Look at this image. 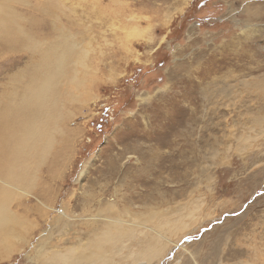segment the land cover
<instances>
[{
    "label": "rangeland",
    "instance_id": "374dc122",
    "mask_svg": "<svg viewBox=\"0 0 264 264\" xmlns=\"http://www.w3.org/2000/svg\"><path fill=\"white\" fill-rule=\"evenodd\" d=\"M0 9L26 30L12 39L21 44L0 34V95L8 86L20 91L19 72L42 65L53 17L59 34L72 33L78 45L97 36L108 53L100 63L93 42L96 82L64 102V133L37 156L32 182L13 200V209L30 207L32 243H16L0 264H39L32 254L51 227L48 245L74 235L85 240L84 220L66 229L53 220L68 202L70 214L97 213L98 203L85 212L83 196L92 191L104 204L116 200L126 218L195 209L180 242L152 264H264V121L256 124L264 91L252 86L261 78L264 87V0H2ZM34 49L42 52L35 62ZM229 81L240 89L234 98L218 91Z\"/></svg>",
    "mask_w": 264,
    "mask_h": 264
},
{
    "label": "bare ground",
    "instance_id": "6f19581e",
    "mask_svg": "<svg viewBox=\"0 0 264 264\" xmlns=\"http://www.w3.org/2000/svg\"><path fill=\"white\" fill-rule=\"evenodd\" d=\"M1 4L2 0H0V8ZM48 8L44 7L42 10L52 14V9ZM56 9L60 11L61 7ZM3 12L0 9L2 40L6 39L8 42L17 36L20 38V34L15 35V33L21 31L23 25H18L17 17H5ZM21 18L23 19V17ZM51 20L54 34L51 37H54V41L49 43L50 47L45 53L42 65L19 72L16 79L21 84L20 91L17 89L10 91L8 86L0 95L3 100L0 105V255L11 254L15 250L16 243L20 241L26 243V246L29 242L32 243L33 233L30 235L28 230L32 226L35 227V224L30 220V207L26 212L13 209V200L19 191L26 192V185L32 182L33 167L39 159L37 156L46 153L56 140L55 135L64 133L65 114L61 115L64 102L76 100L83 93L84 95L87 94V87L96 82V79L94 80L90 75L95 74L97 68H92L88 59L89 52L96 49L93 42L99 45L97 49H99L98 60L100 63H105L104 56L108 54L107 50H104L107 41H101L97 36H90L89 40L84 41L90 47L88 49L84 46V42L78 45V42L74 41L72 33L67 36L66 32L62 30L63 35L59 34L60 29L57 28L58 22H56L59 19L53 17ZM54 31L58 32L55 33ZM28 41L33 48L37 47L34 36H30ZM15 42L19 44L21 41ZM112 42L109 43L112 44ZM119 43L121 42L117 44ZM10 49L19 50L17 47H10ZM31 52V61L33 62L42 56L40 49H34ZM236 84L232 85L229 81L224 85L222 84L223 86L218 91L222 90L226 93L230 91L231 97L234 98L237 96L236 93L240 91L237 89L238 84ZM240 85L247 87L243 80L239 81ZM252 86L255 91H264L261 78L253 82ZM212 92L215 91L212 90ZM261 95L262 93H260ZM257 120L256 124H261L264 121V115H260ZM60 123L63 125L62 129ZM240 139L239 144L242 149L246 145L247 138L241 135ZM148 166L149 162L143 171ZM24 170L25 180L21 175ZM41 196L44 197L42 194ZM83 197H85V204L88 205L85 212H92L90 210L92 204L98 203L97 213H90L86 216L83 214L84 217L82 218L76 214H70L69 209H67L68 202L58 210L53 222L56 221V226L61 224L63 227H67L71 222L75 224L77 219L84 220L82 225L85 226H83L85 240L74 235L58 239L61 242H72L69 245L62 246L61 242L55 243V241L52 245H48L53 236V227H51L47 234L44 233L39 237V248L32 254L33 261L39 264L43 259L52 264H152L156 259L161 260L170 244L180 242L176 238L191 225V222L188 224V221L195 214V209L192 207L187 208V212L184 210L179 214L178 207H168L166 209H150V212L146 210L139 216L133 215V217L126 218L119 214L116 200H109L104 204L100 199H96L98 194L96 195L93 191ZM45 203L46 199H40L42 209V204ZM85 204L83 205L85 206ZM124 208V212H128L127 207ZM148 208L147 206L146 209ZM170 213H174L173 216ZM49 215L48 211L47 218L50 217ZM29 236L31 237L29 238ZM182 245L181 243L176 246L181 247Z\"/></svg>",
    "mask_w": 264,
    "mask_h": 264
}]
</instances>
